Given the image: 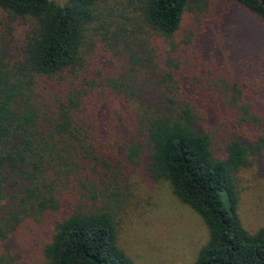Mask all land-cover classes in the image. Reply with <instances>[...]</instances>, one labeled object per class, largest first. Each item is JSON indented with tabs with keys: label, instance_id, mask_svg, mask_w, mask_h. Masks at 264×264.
I'll return each instance as SVG.
<instances>
[{
	"label": "trees",
	"instance_id": "1",
	"mask_svg": "<svg viewBox=\"0 0 264 264\" xmlns=\"http://www.w3.org/2000/svg\"><path fill=\"white\" fill-rule=\"evenodd\" d=\"M235 5L264 26V0H0V264H138L119 225L158 181L208 228L193 264H264L236 182L264 174V69L234 62Z\"/></svg>",
	"mask_w": 264,
	"mask_h": 264
},
{
	"label": "rangeland",
	"instance_id": "2",
	"mask_svg": "<svg viewBox=\"0 0 264 264\" xmlns=\"http://www.w3.org/2000/svg\"><path fill=\"white\" fill-rule=\"evenodd\" d=\"M222 13L224 25L236 37L234 48L238 58L234 62L240 73L243 70L255 74L262 72L264 26L261 20L238 5ZM259 170V175H253L258 179L251 180L252 173ZM262 171L255 165L236 174V182L240 185L239 215L244 226L252 232L264 225ZM143 189L144 202L133 213L121 218V245L138 264H193L209 236L206 224L190 206L177 198L168 183L145 184ZM28 225L29 222L15 233L20 250L33 248L37 243L30 240L32 229ZM22 264L46 263L40 255L34 254L26 255Z\"/></svg>",
	"mask_w": 264,
	"mask_h": 264
}]
</instances>
